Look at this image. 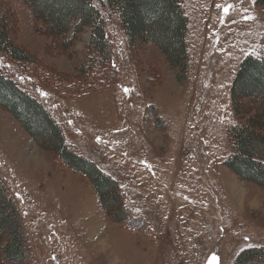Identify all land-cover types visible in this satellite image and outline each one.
I'll return each instance as SVG.
<instances>
[{
    "label": "rangeland",
    "instance_id": "rangeland-1",
    "mask_svg": "<svg viewBox=\"0 0 264 264\" xmlns=\"http://www.w3.org/2000/svg\"><path fill=\"white\" fill-rule=\"evenodd\" d=\"M93 2L106 59L89 50L91 27L64 47L24 0H0L8 38L33 59L1 57L0 69L59 121L70 149L116 180L126 214L104 209L82 172L0 107V181L21 213L30 258L0 264H232L242 249L264 247V187L225 165L238 119L230 85L241 58L262 50L264 5L181 0L180 75L154 43L129 44L105 0ZM249 100L243 110L252 113L259 104Z\"/></svg>",
    "mask_w": 264,
    "mask_h": 264
},
{
    "label": "trees",
    "instance_id": "trees-1",
    "mask_svg": "<svg viewBox=\"0 0 264 264\" xmlns=\"http://www.w3.org/2000/svg\"><path fill=\"white\" fill-rule=\"evenodd\" d=\"M36 20L43 23L49 34L62 38L64 47L71 44L84 26L91 27L89 50L99 58H108L104 20L93 0H24ZM109 10L118 13L120 25L129 44L154 43L172 66L183 74L187 65L186 31L188 18L181 0H105ZM264 5V0H256ZM0 18V58L10 61L33 59L8 38ZM72 29V38L67 34ZM262 50L241 58L231 86L232 112L238 119L229 128L231 153L225 161L242 180L264 187V35ZM93 58V57H92ZM106 61V60H103ZM92 64H96L94 59ZM89 89V88H88ZM87 89V90H88ZM254 99L259 107L252 113L243 110L245 99ZM249 100V101H250ZM0 107L11 114L24 130L44 149L82 172L97 192L104 209L115 217L125 216L124 203L118 185L92 161L70 149L59 121L43 104L0 69ZM124 206V207H123ZM13 203L7 188L0 181V261L21 263L29 260L26 247L29 242L21 213ZM30 261V260H29ZM31 264V263H30ZM232 264H264V247L242 249Z\"/></svg>",
    "mask_w": 264,
    "mask_h": 264
},
{
    "label": "snow or ice",
    "instance_id": "snow-or-ice-1",
    "mask_svg": "<svg viewBox=\"0 0 264 264\" xmlns=\"http://www.w3.org/2000/svg\"><path fill=\"white\" fill-rule=\"evenodd\" d=\"M217 7H220V5H217ZM230 7H231V5H228L227 7H224V8H223V12H224L225 14H227V13L229 12ZM245 19H253V18H252V17H245ZM42 95H43V93H42ZM212 260H213V261L216 260V256H215V254H214L213 257H212Z\"/></svg>",
    "mask_w": 264,
    "mask_h": 264
}]
</instances>
